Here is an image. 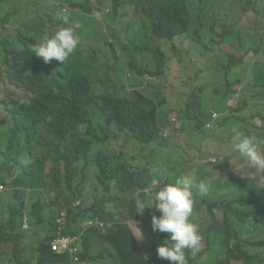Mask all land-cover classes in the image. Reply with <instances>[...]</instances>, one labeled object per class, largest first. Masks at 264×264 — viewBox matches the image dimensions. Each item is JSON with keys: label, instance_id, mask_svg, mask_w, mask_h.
I'll return each mask as SVG.
<instances>
[{"label": "trees", "instance_id": "1", "mask_svg": "<svg viewBox=\"0 0 264 264\" xmlns=\"http://www.w3.org/2000/svg\"><path fill=\"white\" fill-rule=\"evenodd\" d=\"M54 3L69 8L70 25H76L72 16L81 14L84 26L78 32L74 30L80 50L64 63H42L32 55L30 46L48 29L62 23L57 15L40 14L42 9L61 13ZM249 12L256 20L247 31L244 18ZM127 26L132 32L129 42L118 33ZM218 26L220 32L216 31ZM207 35L208 43L202 41ZM177 36L193 37L208 50L211 46L219 50L225 43L232 51L218 55L223 82L211 89L192 81L185 106L174 110L171 102L175 86L168 82L169 56L164 48ZM92 40L97 44L87 45L86 41ZM105 46L116 60H120L119 51L125 54L122 67L130 73L128 80L110 66L107 52L100 57ZM171 50L179 62L188 54L173 44ZM261 52L264 0H0V184L5 188L0 192V231L1 224L11 217L9 223L15 226L22 243L20 252L13 256L28 250L29 232L40 231L45 238L35 258L30 253L25 263L66 264L67 256L54 252L47 243L55 234L57 216L66 212V224L71 226L65 233L74 234L82 229L79 218L87 211H92L89 217L98 214L95 202L87 204L83 200V190L69 193V186L77 179L75 172L94 184L95 192L102 188L129 193L139 187H152V181L160 178L164 161H172L177 152L169 138L171 125L181 126L190 119L195 131L202 132L221 114L227 117L228 131L235 126L264 142ZM214 75V65L198 72L204 80ZM235 99L236 103L230 104ZM169 108L176 111L177 122L166 121ZM123 130L141 144L129 141V157L119 144ZM157 145L160 147L153 154L160 157L161 164L159 172L153 174L152 167L132 153ZM219 173L239 184V192L222 197L214 188L209 195L194 197L190 219L197 221L201 251L192 256L186 250L187 264H264V186L256 179L229 171L227 164L220 166ZM16 184L29 188V202L22 212L11 213L7 202L13 198ZM50 194L49 205L46 197ZM76 201L78 205H74ZM152 211V215H160L155 207ZM126 212L128 215L120 217L138 216L135 209ZM23 215L28 219V229L21 227ZM115 227L106 229L105 234L114 238V249L119 251L123 264H149L132 230L122 224L127 235L118 238L119 228ZM157 232L160 241L152 253L154 263L171 264L156 251L169 234ZM88 233H98V229L83 233L78 252L82 259L91 247L84 242ZM30 238L35 239L32 235ZM10 242L12 239L0 236L1 260L8 258L3 251L9 249ZM216 248L222 256L212 262L211 253ZM259 250L260 255H255Z\"/></svg>", "mask_w": 264, "mask_h": 264}, {"label": "rangeland", "instance_id": "2", "mask_svg": "<svg viewBox=\"0 0 264 264\" xmlns=\"http://www.w3.org/2000/svg\"><path fill=\"white\" fill-rule=\"evenodd\" d=\"M44 12L45 11L43 9L40 11L41 14H44ZM47 12L55 13L56 11H47ZM74 20L77 24V26L75 27L76 31L78 28L84 26V20L81 16L78 15L74 16ZM255 20H256V16L253 12H249L247 16L244 18V26L247 31L250 30V28L253 26ZM135 25L136 23L130 26L133 27ZM130 26L118 30V33L121 36H125V40L127 42L130 41L132 36L130 31ZM216 31L220 32L221 28L218 26L216 28ZM209 39L210 37L206 36L204 37L203 42L208 43ZM86 43L89 46H95L97 44L94 40L86 41ZM173 45L177 46L183 52L185 50H188L189 52L187 55L183 56L182 62H179V57L173 55V51L171 50L172 44H167V48H164L163 46V48L166 49L167 54L169 56V60L167 61L166 64L168 82L175 86L174 88L175 94L171 102V107L174 110H176L185 106V101L187 99L188 93L190 92L192 81L195 84H199V83L205 84L208 88L211 89L214 87V85L223 82L222 70L217 66L219 63L218 55L222 51L230 52L232 51V49L230 48V45L222 43V47L219 50L214 49L212 46H211V50H208L202 46V43L199 45L191 38H187V37H180L175 39ZM104 52L108 53L110 63L114 64L115 61L110 57L107 46L103 47L102 52L100 53V57H102V54ZM260 54L264 56L263 52H261ZM213 65L215 66L214 77L204 80L198 76V72L200 70L203 71L208 70ZM188 76H190L191 79L188 80L187 79ZM236 88L240 89L241 85H236ZM235 102L236 100H232L230 101V104H235ZM178 118L179 117L176 111H170L169 108L168 115L165 116L166 121L169 120V121L177 122ZM226 118H223L222 115L220 114V117L211 126L205 125L204 128H206L207 130L205 131L203 129L202 132L195 131L190 119H187L181 126L171 125V134L169 138L171 139L173 147L177 152L174 153V157L172 161L170 160L164 161L163 171L160 172V178L159 179L156 178L152 181V187H139L133 189L129 193L116 189H113L111 192H106L103 191L102 188L99 189V191L95 192L93 191V187H95V185L92 184L87 178H82L81 172H75V174L77 175V179L72 185L69 186L68 188L69 193L78 194L80 191L83 190L84 191L82 197L83 200L87 204H89L90 202H95L96 203L95 206H97L96 211L98 213L104 211L106 213H110L112 216L118 217L119 214L128 215L126 209L131 208L136 210L135 202L137 199H140L146 203H150L152 198L154 197L153 189L156 185L161 186L165 183H168V179H172L174 181L176 178L182 177L184 175H191L197 178V180L200 179L205 180L210 185V191L207 195L211 194V186H212L210 182L211 178L215 177L218 180L216 182V186H218L220 184L219 183L220 175L218 174L209 175V171L212 170V165L208 163L210 158H216V161L220 159H229L231 161L232 159V161L236 165L235 166L232 163L235 172H237L238 174L244 177L256 178L257 174L253 172L254 170L251 171L250 167L246 164V162H244L236 152L232 151L230 139H231L232 130L236 127L230 126L228 131V127L225 124L229 125V122L226 120ZM182 134H186V136L190 138V142L185 143L184 135ZM119 139H120L119 144L120 145L123 144L122 149L126 157L130 156V155H126L128 153L127 144L129 145V141L141 145L126 130L120 132ZM159 147H160L159 145L155 147H144L142 149H137L132 154L138 156L141 162L146 161L147 163L146 165L152 167L151 172L153 174L154 173L157 174L159 172V165L161 164V161H160V157L153 153ZM39 189H40L39 186H37L36 192H38ZM3 190H5V188L0 189V192ZM28 190L29 188L16 184L15 191L12 193L13 198L7 202V206L11 213L23 211L22 208L26 206L29 202ZM236 192L237 189H235L225 180L221 182V189L219 191V194L226 195ZM35 195L37 196V193ZM50 196H53V194H50L49 196L46 197L47 204L49 205L52 204V200L50 199ZM0 197L2 196L0 195ZM33 202L34 201L32 200V204ZM151 208L152 207L146 206L143 212L140 213L142 214L141 219L144 220V223H140V226L138 228L139 229L142 228L143 230V234H144L143 244H142L143 247H145L149 252L153 253V245L156 241H160V234L157 231L154 232L152 230L150 213L148 216H146ZM218 212L221 214L220 211ZM91 213L92 211H87V215ZM26 218L27 217L25 215L22 216V225H21L22 228H26L23 224V221ZM9 222H12L11 217H10V221L1 224V231H0L1 237L5 239H12V242L9 243L10 244L9 249L3 251V254L7 255V257L13 256L14 254H18L20 252V248H22V243L19 240L17 233L15 232V226L13 224H10ZM193 222L196 223L197 221L194 219ZM100 232L104 233V230L101 229ZM243 236L249 237L251 235L244 234ZM31 253H32L31 257L34 259L37 254V246L31 248ZM260 253L261 251L259 250L255 253V255L259 256ZM130 255L131 253H128V256ZM221 256H222L221 254H218V248H216L215 251L211 253L212 262H218ZM0 264H30V263H25L24 261L16 262L15 260L0 259ZM221 264H225V263H221Z\"/></svg>", "mask_w": 264, "mask_h": 264}, {"label": "clouds", "instance_id": "3", "mask_svg": "<svg viewBox=\"0 0 264 264\" xmlns=\"http://www.w3.org/2000/svg\"><path fill=\"white\" fill-rule=\"evenodd\" d=\"M54 6L59 9L61 13L57 14L56 10H45L44 14H40L45 15L46 13H52L54 15H57L56 19L62 21V23L55 28L48 29L45 36H43L36 43H33L30 46V52L32 53V55L34 54L42 63H50L56 61L64 63L80 50L78 48L79 38L74 32V30H76L75 27L77 26L74 20V16H81V14L79 12H76L75 15L72 16L76 24L75 26H73L68 24L69 16H71L69 14V8L60 3H54ZM47 11L56 12L53 13ZM180 37L186 36H177L175 37V39ZM187 38H191L197 44L199 43V41L195 40L193 37ZM119 54L120 60H116L110 55L109 51V55L112 59H114L115 63H110L109 56L108 62L110 66H112V68H116V71L120 70L121 73L124 74L125 79L128 80V78L130 77V73L122 67V63L126 59V56L121 51H119ZM230 144L232 151L236 152L239 157L250 167L251 171L254 170L253 172L257 174L256 178H249L258 180L261 185L264 186V142H260L255 137L245 134L241 130L234 128L232 130ZM209 161H211L212 165L210 175H220V184L218 186H216V182L218 180L215 177L211 178V192L214 191V188H216L218 195L222 197H230L238 193L239 184L228 181L224 178V175H221L219 173L220 166L222 164H227V166L229 167V171L240 175L233 169L232 163L234 165L235 163L232 161V159L231 161L229 159H220L216 161V158H210ZM223 180L237 189V192L226 195L219 194V191L221 189V182ZM0 189H4V185L3 188ZM153 191L154 197L152 198L150 203H146L140 199L136 200V210L143 212L146 206L155 207L160 215H152V230L154 232L159 231L169 234V236L165 238L164 242L157 247V255L162 259L170 261L171 264H187L186 250L192 256L197 255L201 251L202 237L197 225L190 219L193 216L194 197L206 196L210 191V185L203 180H197V178L191 175H184L182 177L176 178L174 181L172 179H169L168 183H165V185L163 186L156 185ZM23 224L26 227L25 229L29 228L27 218L24 219ZM136 228L138 230V233H134L133 235L137 236L140 239H143L144 234L137 226ZM51 239H47V243ZM63 254L67 256L68 262H66V264H68L69 256L66 253Z\"/></svg>", "mask_w": 264, "mask_h": 264}, {"label": "crops", "instance_id": "4", "mask_svg": "<svg viewBox=\"0 0 264 264\" xmlns=\"http://www.w3.org/2000/svg\"><path fill=\"white\" fill-rule=\"evenodd\" d=\"M184 135V142H190V139L186 136V134H182ZM141 212H138V216L136 218H121L120 214L118 217L115 216H110L111 218L107 217V213L106 212H100L95 216L98 220L104 221V222H114V221H118L116 227L114 230H117L119 228V231L116 233V236L118 238H121V235H127V232L124 231L121 226L122 224L126 225L128 228H130L132 230V234L134 233H138V230L136 228L140 226L141 222V217L142 214H140ZM150 213V217L152 218V208L149 210V212L147 213L146 216H148ZM89 215H85L83 217L79 218L80 224L83 225L84 219L89 217ZM140 230L143 233L142 228H140ZM87 231V230H85ZM85 231H82V229L78 232L79 238H78V244H77V248L78 250L81 249V244H82V235ZM34 236L35 239L30 238V236ZM135 239L138 243L139 248L143 251V256L148 260L149 264H155L154 260L156 258H154L152 256V253L149 252L145 247H143V239L138 238L137 236H135ZM45 238V235L40 232V231H32L28 233V237L26 238L27 241L30 243V246L28 248V250L20 256H13V257H8L6 259L9 260H15L17 261H24L26 262L28 255H30L31 253V248L34 246H37V248H40L42 239ZM113 239L110 235L105 234L100 232V230H98V233L95 234H91L88 233L86 235V238L84 239V242H88L89 244H91L90 250L89 252L85 255V258L82 259L80 258L81 262L79 264H123L122 262V257L119 253V251H115L114 249V245H113ZM159 241H156L153 245V251L155 246L158 244ZM144 248V249H143ZM1 257V256H0ZM131 257V256H128ZM129 259V258H126ZM127 264H130L129 262Z\"/></svg>", "mask_w": 264, "mask_h": 264}, {"label": "built area", "instance_id": "5", "mask_svg": "<svg viewBox=\"0 0 264 264\" xmlns=\"http://www.w3.org/2000/svg\"><path fill=\"white\" fill-rule=\"evenodd\" d=\"M0 188H3V185H0ZM78 201L74 203V205H78ZM67 221V214L66 212H61L59 216L56 218V231L53 236V238L48 242L50 244L51 250H53L56 253H66L69 256V263L68 264H79L81 262L80 257L78 255V233H65V231L69 229L71 226V223L68 225L66 224ZM118 221H114L111 223L104 222L101 220H98L95 217H89L83 222L82 231H85L87 229H98V230H106L110 227H114Z\"/></svg>", "mask_w": 264, "mask_h": 264}, {"label": "flooded vegetation", "instance_id": "6", "mask_svg": "<svg viewBox=\"0 0 264 264\" xmlns=\"http://www.w3.org/2000/svg\"><path fill=\"white\" fill-rule=\"evenodd\" d=\"M163 185H165V184H163ZM163 185H161V186H163Z\"/></svg>", "mask_w": 264, "mask_h": 264}]
</instances>
